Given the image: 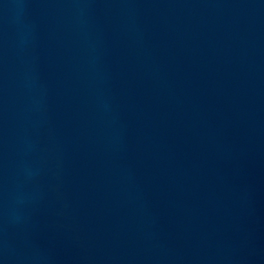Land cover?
Segmentation results:
<instances>
[{
    "label": "water",
    "instance_id": "obj_1",
    "mask_svg": "<svg viewBox=\"0 0 264 264\" xmlns=\"http://www.w3.org/2000/svg\"><path fill=\"white\" fill-rule=\"evenodd\" d=\"M0 264H264V0H0Z\"/></svg>",
    "mask_w": 264,
    "mask_h": 264
}]
</instances>
